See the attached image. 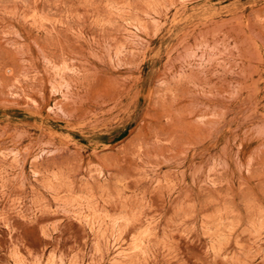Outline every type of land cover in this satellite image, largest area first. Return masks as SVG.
Wrapping results in <instances>:
<instances>
[{
    "label": "rangeland",
    "instance_id": "374dc122",
    "mask_svg": "<svg viewBox=\"0 0 264 264\" xmlns=\"http://www.w3.org/2000/svg\"><path fill=\"white\" fill-rule=\"evenodd\" d=\"M0 264H264V0H0Z\"/></svg>",
    "mask_w": 264,
    "mask_h": 264
}]
</instances>
